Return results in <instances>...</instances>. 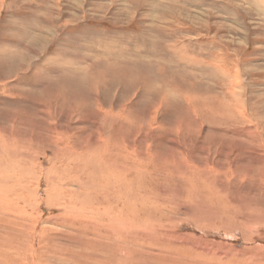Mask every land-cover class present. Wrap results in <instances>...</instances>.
Masks as SVG:
<instances>
[{
  "label": "rangeland",
  "instance_id": "obj_1",
  "mask_svg": "<svg viewBox=\"0 0 264 264\" xmlns=\"http://www.w3.org/2000/svg\"><path fill=\"white\" fill-rule=\"evenodd\" d=\"M0 251L264 264V0H0Z\"/></svg>",
  "mask_w": 264,
  "mask_h": 264
},
{
  "label": "bare ground",
  "instance_id": "obj_2",
  "mask_svg": "<svg viewBox=\"0 0 264 264\" xmlns=\"http://www.w3.org/2000/svg\"><path fill=\"white\" fill-rule=\"evenodd\" d=\"M114 71V70H113ZM111 74V73H110ZM108 75V74H107ZM107 115H115V114H113V113H108ZM231 118V117H230ZM259 140V139H258ZM260 140H261V138H260ZM108 146L109 145H107V146H105V148H108ZM98 148L99 147H96V150H98ZM135 150V149H134ZM129 153V152H128ZM36 156V155H35ZM38 157V156H37ZM26 160H28V161H31L32 160V156H29V157H27V159ZM49 164H50V162H49ZM126 165V164H125ZM52 166H53V164H52ZM177 166H178V164H177ZM59 168V167H58ZM179 168V167H178ZM185 168V167H184ZM32 169V168H31ZM189 169V173H191L192 175L193 174H195V173H197L198 172V170H200V168H199V166L197 167V166H191V167H189L188 168ZM185 170V169H184ZM183 171V170H182ZM184 172V171H183ZM33 173V174H32ZM32 173H31V171H30V173H27V175H23L22 177L21 176H18V178L21 180V181H28L29 183H30V185H28V184H24V185H21V184H19L18 186H17V188L19 189V190H21V191H23V192H19V193H23V194H25V196H27V194H28V191H29V194H30V196H33V192H35L34 193V197L32 198V200L30 201V202H28V203H30V204H34V205H36L37 204V202H41V200L43 199V196L44 195H46V194H51V197H49V199H48V202L50 203V205L52 204V205H56V204H58L59 205V201L56 199V201L53 203V191H52V189H55L57 186H55V188H54V186L51 188V190H47V187H45V188H41V183L44 181V179H42V177H43V175H47L48 174V172H46V173H43L42 171H40L39 170V172L38 173H35L33 170H32ZM178 173V172H177ZM30 174V175H29ZM61 174V173H60ZM180 174H181V171H180ZM31 175L32 176H35L36 177V179H35V181H37V183L35 182V183H33L34 182V180L31 178ZM121 175H123V174H121ZM178 175H179V173H178ZM53 176V175H52ZM51 175H50V177H52ZM105 176V179L110 183L111 181H112V179H113V174H112V171H110L109 172V174L108 175H104ZM49 177V176H48ZM54 177V176H53ZM57 177V176H56ZM46 179V178H45ZM48 179V178H47ZM52 180H54V179H52ZM51 180V181H52ZM59 180V179H58ZM62 180V179H61ZM16 183V182H15ZM33 183V187L32 188H30V186H31V184ZM44 183V182H43ZM54 183V182H53ZM59 183V182H58ZM51 184V183H50ZM60 184V183H59ZM45 185V184H44ZM43 185V186H44ZM46 186V185H45ZM102 187L103 188H105V187H107V185L106 184H102ZM207 188H209V189H211V187L210 186H206ZM28 188H30L28 191H27V189ZM48 188H50V187H48ZM96 188H98V187H96ZM60 189V188H59ZM15 189H12V192L14 191ZM40 190H44V195H38L39 193H41V192H39ZM98 190V189H97ZM57 191V190H56ZM103 191V190H102ZM39 192V193H38ZM58 192V191H57ZM207 192V191H206ZM13 193H15V192H13ZM38 193V194H37ZM97 193V192H96ZM10 194V193H9ZM58 194V193H57ZM11 195V194H10ZM97 195V194H96ZM100 196H102V194L100 193L99 194ZM211 195V196H210ZM222 195V194H221ZM104 196V195H103ZM224 196V195H223ZM230 196V195H229ZM209 197L210 198H214L215 200L216 199H218L217 198V196H216V194L214 193V192H211L210 194H209ZM220 197V196H219ZM45 198V197H44ZM107 198V197H106ZM142 198V197H141ZM230 198V197H229ZM13 199V198H12ZM20 199V198H19ZM61 199H62V202L66 199H68L67 198V195H63L62 197H61ZM108 199V198H107ZM231 199H232V197H231ZM109 200V199H108ZM150 200V199H149ZM45 201V200H44ZM46 201H47V199H46ZM217 201V200H216ZM220 201H221V199H220ZM148 202V201H147ZM27 203V202H26ZM146 203V202H145ZM153 203H154V201H153ZM148 204V203H147ZM144 205V204H143ZM51 207V206H50ZM66 208H67V205L65 206ZM44 209V208H43ZM53 209V208H52ZM62 209V208H61ZM113 209V208H112ZM58 210V209H57ZM70 210V211H69ZM49 211V210H48ZM59 211V210H58ZM63 211H69V213H68V215L69 214H71V209H69V208H67V209H63ZM113 211H114V209H113ZM61 213V212H60ZM66 213V212H65ZM56 215H59V214H56ZM60 216H62V215H60ZM36 219V218H35ZM38 220V219H37ZM6 221V220H5ZM31 230V229H30ZM27 232H29V231H27ZM32 232V231H31ZM30 233V232H29ZM29 233H28V235H29ZM32 233H34V232H32ZM31 233V234H32ZM34 235H35V233H34ZM30 236V235H29ZM25 238V237H24ZM32 247H33V245L30 247H28L29 249H30V251H27V252H31V254H32V252L34 251V253H35V250H31L32 249ZM34 248V247H33ZM17 249H20L21 250V252L23 251V250H26V248H25V246L23 245V246H21L20 244H18V248ZM119 252H120V250H119ZM130 253V252H129ZM128 253V254H129ZM16 254V253H15ZM121 254L123 255V253L121 252ZM120 254V255H121ZM33 256V255H32ZM123 256H125V258H132V256H133V253H131L130 255H128V256H126V255H123ZM3 256H2V251H0V258H2ZM122 257V256H121ZM120 257V258H121ZM33 258H35L34 256L32 257V262H33ZM17 259L19 260V263H23L24 264V261L25 260H21V256L19 255L18 257H17ZM23 259V258H22ZM36 259V258H35ZM36 264V263H35Z\"/></svg>",
  "mask_w": 264,
  "mask_h": 264
}]
</instances>
